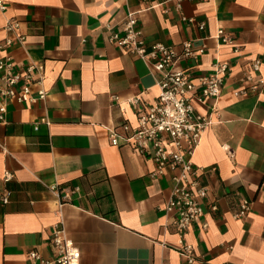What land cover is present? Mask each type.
<instances>
[{
  "label": "crops",
  "instance_id": "obj_1",
  "mask_svg": "<svg viewBox=\"0 0 264 264\" xmlns=\"http://www.w3.org/2000/svg\"><path fill=\"white\" fill-rule=\"evenodd\" d=\"M1 1L0 45L9 18L20 23L25 40L0 50V58L11 57L20 73L31 62L42 64L47 97L35 104L0 100L6 105L0 198L10 193L8 203L0 202V264H29V251L51 258L52 230L60 223L80 264H189L176 251L174 217L165 212L171 173L151 178L152 159L109 140L111 128L135 126L158 93L159 76L107 39L128 13L149 43L205 46L203 55L177 61L174 70L195 78L217 61L231 68L219 98L196 106L210 124L192 161L206 169L204 204L216 201L217 211L206 206L184 239L193 246L192 264H264V89L233 95L264 79V0L182 1L180 9L173 0L153 8L154 0ZM218 30L234 39L238 54L219 42ZM256 59L260 69L251 72ZM246 73L253 80L242 84ZM138 95L137 107L126 103ZM4 172L12 175L8 182ZM241 198L251 209L235 219Z\"/></svg>",
  "mask_w": 264,
  "mask_h": 264
},
{
  "label": "built area",
  "instance_id": "obj_2",
  "mask_svg": "<svg viewBox=\"0 0 264 264\" xmlns=\"http://www.w3.org/2000/svg\"><path fill=\"white\" fill-rule=\"evenodd\" d=\"M173 1L176 2V9H180L182 1L205 0ZM162 3L161 0H154L150 8L160 6ZM5 9V3L0 0V11ZM181 20L195 24L199 30L204 29V24L196 23L193 18L183 16ZM19 29L20 23L17 20L13 18L5 20L3 30L8 36L0 45V50H5L14 44H23L25 35L21 34ZM216 37L221 44L233 47L235 54L239 53V47L236 46L234 39L224 30H218ZM107 39L121 48L126 55L140 59L151 75L159 76L156 81L158 93L154 102L138 112L135 126L123 124L118 128H111L109 140L112 146H130L139 155L152 159L155 170L150 174L151 178L171 173V190L169 199L165 203V212L174 217L179 237L177 253L192 264L195 261L193 246L185 241L184 235L189 227L204 215L206 206L211 213L217 211L216 201H211L208 205L204 204L209 193L208 187L202 181L206 169L194 165L192 161V156L210 124L209 119L200 113L196 106H204L208 100L215 102L219 98L225 79L231 74V68L227 63L217 61L213 64L211 73L198 75L195 78L184 70H174L173 65L177 61L195 60L203 55L205 46H196L192 41L183 42L178 46L160 42L149 43L132 13L127 14L122 29L119 32H110ZM260 65L259 59L254 60L250 64V71L258 72ZM44 79L45 69L42 64L31 62L20 73L11 57L6 55L0 58V100L19 104L44 101L47 97ZM252 80L251 73H246L240 78L242 84ZM262 89H264V79L259 78L249 86L234 91L233 95L246 97ZM112 100L117 101L118 97L113 95ZM126 103L137 107L141 103V98L138 95L128 99ZM5 114L6 105L1 103V122H5ZM11 178L9 172H4V182H8ZM49 190L53 193L57 192L55 185L50 186ZM9 194L8 191L2 194L1 204L8 203ZM250 209L251 202L241 198L233 217L245 218ZM202 227L205 229L207 224L204 223ZM51 244L54 248V255L51 258H44L36 251H29L27 253L29 264H80V251L66 235L61 223L53 227Z\"/></svg>",
  "mask_w": 264,
  "mask_h": 264
}]
</instances>
